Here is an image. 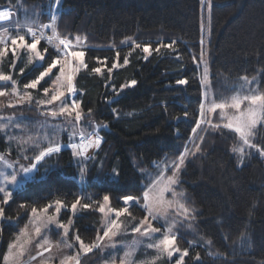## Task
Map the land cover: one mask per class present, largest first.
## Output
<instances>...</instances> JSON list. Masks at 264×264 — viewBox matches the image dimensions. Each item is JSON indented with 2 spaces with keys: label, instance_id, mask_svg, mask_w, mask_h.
I'll use <instances>...</instances> for the list:
<instances>
[{
  "label": "trees",
  "instance_id": "1",
  "mask_svg": "<svg viewBox=\"0 0 264 264\" xmlns=\"http://www.w3.org/2000/svg\"><path fill=\"white\" fill-rule=\"evenodd\" d=\"M2 9H10L16 21L38 15L41 23H49L50 13L59 10L54 0H0ZM63 9L57 21L58 31L70 39L77 35L86 38L89 70L102 67L97 57H106L110 67L116 51H120L121 64L131 51L130 63L113 69L110 79L106 68L103 75L81 70L76 76L78 91L74 98L81 102L83 112L87 114L91 109L92 123L108 125L99 129L101 148L95 152V159L84 162L87 173L81 180L80 161L73 157L71 149L63 147L38 166L34 182L14 192L9 204L2 205L5 218L0 219V260L16 234L30 224V206H43L56 198L70 204L79 196L102 201L104 195H109L112 207H122V196H142L157 173L153 162H163L165 158L171 161L186 146L194 151L192 129L200 118L205 95L198 64L192 57L198 61L202 48L207 49L210 87L216 101L235 94L236 85L245 76L255 77L257 86L264 91V0H211L210 11L207 0L204 4L201 0H64ZM128 38L150 44L152 54L145 60L141 49L132 51L130 44L121 43ZM201 39L206 41L205 46ZM172 41L175 51H154L159 43ZM45 46L42 41L40 47ZM49 52L54 54L51 48ZM11 58L9 52L3 66L5 73L12 69ZM42 70L35 63L26 66L24 60L18 59L14 78L20 90ZM132 79L137 84L121 90ZM179 79L188 83L179 85ZM53 80L54 76L46 78L38 89L28 90L34 101L44 98L41 89H51ZM34 101L30 106L6 107L0 113L30 112L37 118L45 117L43 112L59 103L41 108ZM212 119L217 122L219 113ZM82 123H88L87 117ZM198 135L204 136L201 151L186 159L177 186L195 209L192 227L178 230L179 247L189 249L185 264H264V157L253 153L239 164L238 156L231 151L238 143L234 133L198 130ZM256 142L264 144V127L256 129ZM61 143H69L66 135ZM196 143H200L199 139ZM4 146L0 140L1 151ZM9 157L15 161L18 156ZM20 162L27 165L30 161ZM114 169L118 175H114ZM20 204L29 207L21 209ZM130 210L136 220L127 216L120 219L132 227L144 213L138 206ZM71 216L69 209H63L61 220L66 222ZM73 228L91 243L97 232L103 233L102 214L94 209L78 211ZM99 250L82 256V263ZM197 252L200 261L194 259Z\"/></svg>",
  "mask_w": 264,
  "mask_h": 264
},
{
  "label": "snow or ice",
  "instance_id": "2",
  "mask_svg": "<svg viewBox=\"0 0 264 264\" xmlns=\"http://www.w3.org/2000/svg\"><path fill=\"white\" fill-rule=\"evenodd\" d=\"M63 2L64 0H54L59 10L50 13L49 23H41L37 15L35 18L26 16L23 22L16 21L5 25L3 22L9 21L13 12L11 10L0 11V97H10L6 103L0 101V108H16L18 105L23 104L30 106L34 101V97L32 92L28 90L38 89L46 78L54 76L53 87L51 89L42 88L44 98L35 99L34 102L41 108L59 102L57 107H48L43 114L54 120L58 117H64L67 124V128L53 126L52 132L49 133L46 131L48 123L44 121L40 125L41 129H45L43 133L9 135L8 129L10 127L24 131L27 126L23 125L22 121L15 120L11 115H0V121H3V123H0V133L7 136L9 145L15 143L17 151L20 153L15 161L8 159L10 152L0 154V165H3L6 169H13L12 172L7 174L0 171V177H3V182L0 183V194H2L0 195V219L5 218V208L2 205L9 204L13 199L14 191H20L29 182H34L36 174L39 172L38 166H41L46 158L60 153L63 147L71 149L73 157L80 161V178L83 180L87 173L86 167L83 166L84 162L95 159V152L101 148L103 143V137L100 135L99 129L108 128V125L102 122L99 124L92 123L91 109L85 114L81 102L74 98L78 91L76 76L81 70H89L85 60L86 38L77 35L74 39H70L67 36H62L58 31V18L61 14H64ZM201 3L204 4L205 0H201ZM207 4L210 11L211 0H207ZM46 30H50V34ZM42 41L46 44L43 48L40 47ZM121 43L130 44L132 51L141 49L146 54L143 57L145 60L153 51L150 44L137 43L131 38ZM174 44L175 41L159 43L154 51L159 53L162 48L175 51ZM203 44L204 40L201 39V45ZM50 48L54 50V54H50ZM9 52L12 55L9 61L10 67L15 68L17 60L22 59L26 66L35 63L38 68L43 69L35 78L23 84V91L20 90L18 81L13 75L3 71V64L9 56ZM130 55L131 51L125 55L121 64L120 51H116L110 67L107 66L106 57L104 59L97 57V63L102 67H93L89 71L96 75H103L106 68L110 79L113 69L130 63ZM205 55L206 53L202 48L198 61L196 56H193L192 59L197 62L198 67L203 64L201 85L206 88L209 80V69ZM23 72L24 68L22 67L20 73L23 74ZM241 79L243 84H241L239 90L231 97L219 102L210 99L207 91L205 92V101L200 106V118L192 129L194 151L186 146L184 152L171 161L165 158L163 162H153L157 173L145 187L142 196H122L120 199L123 206L119 208L111 206L109 195H104L102 201L79 196L70 204L62 198H56L43 206H30L31 217L29 223L31 232L29 231V225H25L15 240L9 244L8 253L4 256L5 264H24V257L30 252V246L33 244H35L37 253L28 255L30 261L39 259V264H54L56 257L51 255L52 249L63 245L68 249H72L73 252L59 258L58 264H82L81 257L92 253L96 249L103 250L106 247L115 249L117 247L116 237L128 233L127 225L120 218L127 216L130 220H136L130 209L137 206L143 211L144 215L139 219V223L131 228V231L139 234L144 239H134L130 244L126 243L124 245L126 250L124 255L119 258V264H136L133 257L141 244L146 248L153 249L156 253L150 261L141 262V264H156V261L164 257L171 260L176 254L179 255L175 260V264H185V258L189 256V249L179 247L177 242L178 230L185 226L189 229L192 227L191 221L195 219V209L189 206L184 191L182 189L178 190L177 186L180 184L179 176L185 166L186 159L190 155L195 156L201 151L204 136L198 135V130L201 132L229 130L234 133L238 138V143L232 147L231 151L238 156L239 164H243L245 157L253 153L264 157V144L256 142V129L258 126L264 127V91L260 90L259 86H253L255 77L249 79L245 76ZM176 83L184 85L188 81L179 79ZM136 84L137 81L132 79L122 85L121 90L125 87H134ZM113 92L119 95L114 87ZM115 111L113 109V112ZM217 112L219 113V120L214 122L212 115ZM185 115H187V112H185ZM86 117L88 123L85 125L82 122ZM202 125L205 127H202ZM89 128H91V131H88ZM60 131H69V143L67 145H62L56 139ZM197 139L200 143H196ZM28 146L40 150L29 157L26 154ZM21 159L30 162L25 165L20 163ZM113 172L114 175L119 174L115 169ZM9 185H11V188ZM166 193H171V198H166ZM19 207L24 209L29 206L20 204ZM50 209H53L51 214L49 213ZM62 209H69L73 217L76 216L78 211L89 209H94L103 214L102 235L97 232L95 240L91 243L85 242L81 235L74 231L72 218L67 219L66 222L58 218ZM52 224L62 230V234L55 233L56 235H62V239L55 244L48 235V231H51L49 226ZM42 229L48 231L42 234ZM70 232L73 233L71 239H69ZM208 244L210 245L211 241H208ZM45 253H49V255L45 257ZM194 259L196 261L201 260L198 252L195 254ZM105 264H117L116 256L113 255L106 260Z\"/></svg>",
  "mask_w": 264,
  "mask_h": 264
},
{
  "label": "rangeland",
  "instance_id": "3",
  "mask_svg": "<svg viewBox=\"0 0 264 264\" xmlns=\"http://www.w3.org/2000/svg\"><path fill=\"white\" fill-rule=\"evenodd\" d=\"M11 19H12V22L10 20L11 23L16 22L14 15L11 16ZM207 21H208V19H207ZM207 26H209V25H207ZM48 31L49 30H46V32H48ZM206 32H208V28L206 29ZM203 45L204 46L206 45V41H204ZM204 51L206 53L205 59L207 61V66H208L207 49L204 48ZM4 64H5V62H4ZM4 64H3V66H4ZM208 69H209V66H208ZM199 72H200V77H202L203 64L199 65ZM8 73H10L11 75H13V77H15L14 76V68L10 69V72H8ZM241 84H243V81L240 82L238 85H236L235 91L239 90ZM253 86L254 87L257 86L256 81H254ZM52 87H53V82H52V86L50 88H52ZM202 87H203L204 95H205V92L207 91L209 98L214 99L212 92H211V87H210V71H209V80L207 82V87L206 88L204 86H202ZM8 99H10V97H2L0 99V101L6 103L8 101ZM217 102H219V101H217ZM5 108L6 107H2V108H0V110L5 109ZM229 111H232V110H229ZM0 115H3V116L11 115L14 117L15 120L22 121L23 125L27 126L26 130H24V131H22L19 128H11L10 127L8 129L9 135H26V134H34V133H43V131H45V129H41L40 125L44 121H47V123H48V128L46 129V131H48L49 133L52 132L53 126H58L60 128H67V125H65V119H63L61 121L59 119L60 117L55 119V120L52 119L50 116H45V117L38 116V118H37L35 116H32V114L30 112L25 113V114H15V113L7 112V110H5V112H1ZM0 123H3V121H0ZM63 135H66L69 139V131H60L58 133V135L56 136V139L60 143H61V140L63 138ZM0 140L5 143V146L3 147V151L0 150V154L10 152V155H13L14 157L20 155V153L17 151L16 144L12 143L11 145H9L7 136L4 133H0ZM41 146H44V145H41ZM39 150H40L39 148H33L32 146H28V150H27L26 154L29 157H31V156H33L34 153L38 152ZM8 159L14 161L9 156H8ZM20 163L25 164L24 162H20ZM17 168H18V165H17ZM0 171H3V172H5V174H7V173L12 172L13 169H6L3 167V165H0ZM2 182H3V177H0V183H2ZM9 187L11 188V185H9ZM14 192H16V191H14ZM0 195H2V194H0ZM165 196H166V198H171V193H166ZM62 212H63V209L61 210V213L58 217L60 220H61ZM49 213L51 214L52 212H49ZM70 218L73 219L72 216ZM103 220H104V217L102 214V224H103ZM127 227H128V233L126 235H120V236L116 237L117 247L115 249L111 248V247H106L103 250H99V252L97 254H95L91 258H87L82 264H105V261L110 259L113 255L116 256L117 264H119V258L124 255V252L126 250L124 245L126 243L130 244L134 239H144V238L140 237L139 234L132 233L131 228L134 227V225L132 227H130V226H127ZM49 228L51 229V231H48L46 229H42V234L45 231H48V235H49L50 239L55 244L56 242H58L62 239V235H56L55 233H61L62 234V230L57 228L55 226V224L50 225ZM20 231L16 234V236L20 233ZM29 231L31 232L30 224H29ZM72 235H73V233L70 232L69 233V239H71ZM128 235L130 236V238H127ZM157 235H159V234H157ZM16 236H15V238H16ZM55 236H56V238H59V240H56ZM118 237H120V239L117 241ZM106 243H107V241H106ZM145 243H146V241H145ZM72 252H73L72 249H68V248L64 247L63 245H61V247H59V248L54 247L52 249V253H51L52 256L56 257L54 264H58L59 258L63 257L66 254H70ZM7 253H8V249L5 251L4 255L2 256V258L0 260V264H5L4 256L7 255ZM36 253H37V249L35 247V244H33L30 246V252L24 257V264H39V259L37 261H30L28 259V255H35ZM48 255H49V253H45V257H47ZM155 255H156V253L154 252L153 249L146 248L143 244H141L138 247V249H137V251L133 257V260L136 262V264H141V262L150 261L152 259V257H154ZM178 255L179 254H176V256H174L171 260L164 257L161 260L156 261V264H175V260L177 259Z\"/></svg>",
  "mask_w": 264,
  "mask_h": 264
},
{
  "label": "crops",
  "instance_id": "4",
  "mask_svg": "<svg viewBox=\"0 0 264 264\" xmlns=\"http://www.w3.org/2000/svg\"><path fill=\"white\" fill-rule=\"evenodd\" d=\"M54 5H55V3H54ZM3 10H10V9H2V10H0V11H3ZM10 20H11V22H12V19H11V18H10ZM10 20H9V21H6V22H3V24H5V25H7V24H11ZM90 131H91V130H90Z\"/></svg>",
  "mask_w": 264,
  "mask_h": 264
},
{
  "label": "built area",
  "instance_id": "5",
  "mask_svg": "<svg viewBox=\"0 0 264 264\" xmlns=\"http://www.w3.org/2000/svg\"><path fill=\"white\" fill-rule=\"evenodd\" d=\"M54 7H56V5H54Z\"/></svg>",
  "mask_w": 264,
  "mask_h": 264
}]
</instances>
